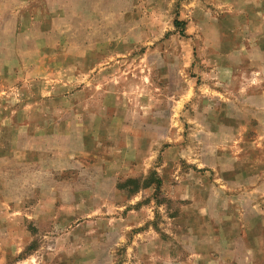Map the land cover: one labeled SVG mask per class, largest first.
I'll return each instance as SVG.
<instances>
[{
    "label": "rangeland",
    "instance_id": "rangeland-1",
    "mask_svg": "<svg viewBox=\"0 0 264 264\" xmlns=\"http://www.w3.org/2000/svg\"><path fill=\"white\" fill-rule=\"evenodd\" d=\"M262 24L0 0V264H264Z\"/></svg>",
    "mask_w": 264,
    "mask_h": 264
},
{
    "label": "crops",
    "instance_id": "crops-1",
    "mask_svg": "<svg viewBox=\"0 0 264 264\" xmlns=\"http://www.w3.org/2000/svg\"><path fill=\"white\" fill-rule=\"evenodd\" d=\"M262 25H263V28L261 30H262V33H264V24H262ZM261 42L264 43V38L261 39Z\"/></svg>",
    "mask_w": 264,
    "mask_h": 264
}]
</instances>
